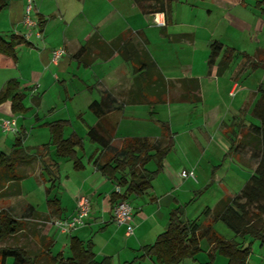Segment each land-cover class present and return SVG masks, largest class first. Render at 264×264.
I'll return each mask as SVG.
<instances>
[{
	"label": "crops",
	"instance_id": "0c3cea01",
	"mask_svg": "<svg viewBox=\"0 0 264 264\" xmlns=\"http://www.w3.org/2000/svg\"><path fill=\"white\" fill-rule=\"evenodd\" d=\"M256 1L260 0H171L176 5L167 16L161 12L142 15L132 0H33L30 18L36 25L28 27L24 24L26 0H8L0 12V34L5 38L23 36L28 44L17 47L14 67L0 68V90L7 79L18 80L17 93L24 96L26 111L13 113L7 100L0 104V117L15 118L17 132L24 137L22 146L31 153L39 151V158L31 163L33 170L20 181L21 194L5 198L14 203L0 204L14 216H28L26 220H30L20 233L26 242L18 245L37 251V232L41 229L40 235L51 239V248L63 256L69 254V237L77 236L82 241L91 240L98 260L108 256L111 264H154L151 257L139 258L141 249L166 229L171 210L182 206V221H191L201 218V211L212 208L221 197L239 192L257 163V150L250 142L252 126L259 125V119L252 109L260 89H264V5L257 7ZM178 4L183 6L181 11L195 17L206 14L202 33L192 23L179 20ZM156 20L164 25L156 24ZM181 25L192 30H179ZM125 31L139 47H145L165 80L197 78L200 99L154 102L153 78L135 83V76L143 70L134 72L132 63L107 45ZM94 33L99 37L89 44ZM212 41L234 50L222 74H217L219 57L213 65L207 64ZM82 46L88 48L76 57ZM57 48H63L65 54L54 62L51 51ZM236 55L240 60H234ZM246 57L259 65L246 63L240 69L239 63ZM143 89L144 96L140 93ZM169 92L172 98L179 95V84L175 82ZM165 95L168 97V91ZM44 104L48 106L44 108ZM59 120L67 121L64 137L74 133L81 139L82 147L77 151L80 169H75L71 160L55 157L54 147L48 144L46 124ZM160 122L168 127L173 145L150 187L126 199L133 214V233L126 235L127 226L114 222L110 200L113 192L122 189L115 179L103 175L94 161L101 153L97 162L105 159L106 146L118 149L129 137H144L163 145ZM27 135L30 145L25 140ZM42 164L49 165L57 178L48 197L58 199V213L50 214L45 204L49 182ZM144 168L155 170V160ZM188 170H193L194 178H181L180 172ZM31 175L41 184L44 199L34 200L23 193L24 180ZM123 176L128 177L126 170L115 174L116 179ZM209 181V187L216 185L219 191L211 202L201 197ZM80 195L90 202V213L82 226L63 234L48 224L54 218L69 217ZM33 211L48 217L44 227L29 218ZM192 214L196 216L190 219Z\"/></svg>",
	"mask_w": 264,
	"mask_h": 264
},
{
	"label": "trees",
	"instance_id": "16d2710c",
	"mask_svg": "<svg viewBox=\"0 0 264 264\" xmlns=\"http://www.w3.org/2000/svg\"><path fill=\"white\" fill-rule=\"evenodd\" d=\"M132 1L142 15L161 12L168 16L171 12V0ZM7 3L8 0H0V12ZM256 5L257 7L264 5V0L256 1ZM98 37L97 33H94L89 39V44ZM23 44H28L27 39L23 36L14 34L5 38L0 34V68H12L16 65L17 47ZM107 45L111 52L116 51L124 60L130 61L134 72L143 70L142 73L135 76V83L140 82V79L143 81L149 76L153 78L151 86L153 85L152 87L156 89L153 92L156 96L154 102L165 100L196 102L200 99L197 78L185 77L176 81L165 80L148 51L143 45L139 47L140 44L133 36L131 37L129 31L120 33ZM86 48L88 47L82 46L75 56H80ZM233 56L234 50L232 48L223 47L221 43L212 41L209 44L207 64L213 65L219 57L217 74H222ZM246 63L252 67L259 65V63L249 62V58L246 57L239 63L240 69ZM175 82L179 84L181 93L172 98L169 91L174 87ZM140 87H142L141 84ZM18 88V80L9 78L0 90V104L10 100V108L13 113L26 111L22 104L24 96L17 93ZM145 91L146 89H143L140 92L142 96H144ZM167 91L168 97L165 95ZM252 114L259 119V125L252 126L254 135H252L250 142L257 150V163L239 192L234 196L225 195L221 197L212 208L205 207L200 214L204 219L203 221H200L199 218L182 221L184 214L182 206L171 210L166 229L156 236L153 243L142 247V254L139 258L151 257L154 264H183L186 258L195 259V255L201 250L199 241L206 239L209 244V260L204 264H213L217 255L223 256L227 260V264H247L250 250L243 242L246 236L264 243V89L262 88L252 109ZM66 125L67 121L63 120L46 124L49 130L48 144L54 147L55 157L71 160L73 167L80 169L82 163L77 156V151L82 147V142L74 133L68 137L63 136ZM160 125L165 138L163 145L151 143L144 137H129L123 140L118 149L106 146L103 152L105 159L102 162H97L102 153L96 156L94 162H96L100 172L110 179H115L122 189L121 192L111 194L110 200L113 205L120 200L128 199L133 194H142L150 187L151 180L161 171L162 161L170 151L173 140L166 124L160 122ZM23 138L22 135L15 138L8 154L0 152V200L21 194L20 181L33 170L31 168L33 160L39 158L38 150L31 153L30 150L22 146ZM152 159L156 162V168L153 171H148L144 166ZM21 163L29 166L21 168ZM42 166L45 170L46 181L49 182V186L45 187V195L47 196L45 204L50 214L52 212L58 213L61 209L58 199L48 197L57 178L53 175L49 165L46 167L42 164ZM54 169L58 171L56 163H54ZM124 170L128 172V177L123 176L116 179L115 174ZM209 186L210 181L204 186V189ZM27 217H16L9 210L0 208V243L25 231L30 221L26 220ZM29 218L36 220L37 223H35L36 221L34 223L41 226L39 222H45L48 217H42L38 215L37 211H33ZM217 221L223 222L230 228L241 238V242L222 238L214 230V224ZM40 231L41 229L37 232L40 243L37 251L30 252L20 245H0V264H5L7 258L12 259L11 264H111L108 256L99 260L95 258L91 240L82 241L77 236L69 237V254L66 257L63 256L62 252L52 254L50 252L51 239L40 235Z\"/></svg>",
	"mask_w": 264,
	"mask_h": 264
},
{
	"label": "rangeland",
	"instance_id": "374dc122",
	"mask_svg": "<svg viewBox=\"0 0 264 264\" xmlns=\"http://www.w3.org/2000/svg\"><path fill=\"white\" fill-rule=\"evenodd\" d=\"M175 5H176V3L171 5V9L175 8ZM177 7H178L177 10H178L179 20L187 21V22H189V24L192 23L191 25H194L193 27H198V32L202 33L201 29L205 25L204 17L206 14H203L204 16H201V17H199V16L195 17V16H193V13H188V11L187 12L181 11L180 9H181V7H183L182 5L178 4ZM204 13H206V10H204ZM189 28L192 30V27H187L186 25L178 26L179 30L190 31ZM198 41H199V43L202 44V41H200V40H198ZM236 57L238 58V60H240V58H241V56L236 55L234 57V60L236 59ZM53 95H54V93L50 92V97H53ZM49 99H51V98H49ZM45 106H48V105L44 104V108H45ZM44 113H45V111H44ZM0 118H5V117L1 116ZM18 128H19V125H18ZM16 137H19L18 132H16V133L13 131L4 132L0 129V152L8 154L12 149L13 142L15 141ZM29 137L30 136L27 135V137L25 138L28 145L32 144V143H30L31 139L29 140L30 142L27 141ZM217 163L218 162H216L214 164H217ZM24 181H25L23 183V193L24 194H27V195L29 194L30 197L33 198L34 200H39L42 197H43L42 199H44V195L41 194V192H40L41 188L39 186H41V184L39 185V183H37L35 177H33L32 175L28 176ZM234 190H236L235 192L238 191V189H236V188ZM203 192H205V191H203ZM218 192L219 191H218L217 186L214 185L211 188L208 187L206 189L205 193H203V194L200 193V194H201V197L203 199L208 200V202H211L215 198V196L213 197V194H217ZM9 201L14 203L15 200H8V199L3 198V199H1L0 204L5 206L6 203H9ZM195 216L196 215L192 214V215H190L189 218L192 219ZM199 220L203 221L204 219L201 217V218H199ZM39 223H41L40 228L44 227V225H46L45 222H39ZM214 230L218 234H221L222 238L229 239L230 237H233L234 240H237V241L241 239L239 236H237L230 228H228L221 221L215 222ZM21 235L22 234L19 233L13 237H9L4 242H1L0 245H18V244H22L23 241L26 242V240L23 239ZM29 242L30 241H28V245H29ZM243 242L245 245H247L249 247V250H250L249 256L247 259V264H264V243H260L259 240L255 239L253 237H249V236H246V238L244 239ZM200 247H201V250L195 255V259L193 260L190 258H186L183 261V264H204L206 261H208L209 260V255H208L209 244H208L206 239H201ZM51 250H52V253H54V254L56 253L55 248H51ZM66 256H67V253L65 254V257ZM11 263H12V259L7 258L5 264H11ZM145 264H147V263H145ZM213 264H227V260L223 256L217 255L213 261Z\"/></svg>",
	"mask_w": 264,
	"mask_h": 264
},
{
	"label": "built area",
	"instance_id": "2783aa9c",
	"mask_svg": "<svg viewBox=\"0 0 264 264\" xmlns=\"http://www.w3.org/2000/svg\"><path fill=\"white\" fill-rule=\"evenodd\" d=\"M33 9V0H26L25 6V17L24 24L28 27H32L36 25V22L30 18V12ZM156 19V18H155ZM156 24L164 25L163 21L156 20ZM36 37H40V32L36 31ZM27 34L26 37H28ZM65 54V50L63 48L53 49L51 51L52 60L56 62ZM0 129L4 132H17V124L15 118H0ZM181 178L191 177L194 178L193 170L182 171L180 172ZM118 187H116V191H118ZM90 213V202L88 197L85 195H80L76 199L75 210L72 215L67 218H54L48 221L50 226H54L60 233L67 234L75 230L77 227L82 226L84 224V220L88 217ZM112 213L114 222L118 225H126V235H130L133 233L132 221V206L127 200H120L116 202L112 207Z\"/></svg>",
	"mask_w": 264,
	"mask_h": 264
}]
</instances>
